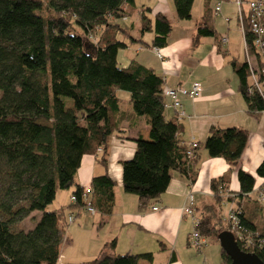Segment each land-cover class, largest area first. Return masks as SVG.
<instances>
[{
  "label": "trees",
  "instance_id": "16d2710c",
  "mask_svg": "<svg viewBox=\"0 0 264 264\" xmlns=\"http://www.w3.org/2000/svg\"><path fill=\"white\" fill-rule=\"evenodd\" d=\"M172 3L180 21L190 20L193 0ZM133 4L134 0H0V264L58 263L59 222L65 218L48 207L57 191L74 186L83 156H97L100 151V162L104 163L110 139H121L125 134L120 125L128 114L144 118L149 126L148 139H135L133 156L120 163L123 192L137 197L139 210L165 193L172 172L194 182L192 168L200 148L197 145L193 158H187L182 126L165 117L163 79L134 62L124 68L117 63V54L125 45L117 40L124 32L114 22L124 19ZM260 23L264 28V14ZM153 26L152 47L163 48L171 26L161 15H156ZM243 26L245 48L255 60L253 75L260 93L251 82L245 61H233L231 67L247 112L254 114L264 111V60L254 46L246 19ZM150 31L149 21L142 17L141 33ZM214 36L203 18L196 26L194 45L201 38ZM119 93L128 96L130 112L121 110ZM247 139V132L239 128H211L202 148L210 158L223 159L234 168ZM256 176L264 180V159ZM237 180L240 190L236 198L254 189L255 179L239 169ZM227 182L222 177L210 184L214 203L201 214L198 225L208 240L212 237L217 241L219 233L229 232L225 222L226 230L217 233L214 218L221 215L215 212L221 209ZM114 187L107 175L93 178L88 191L76 187L68 208L84 211L89 205L95 214L108 218L114 205ZM233 212L241 233L249 236L248 242H236L237 246L264 264L262 229L240 210ZM28 218L34 223L24 231L21 225ZM68 218L64 226L69 224ZM114 247L112 241L83 264L152 262L149 253L113 255ZM221 260L230 264L223 252Z\"/></svg>",
  "mask_w": 264,
  "mask_h": 264
},
{
  "label": "crops",
  "instance_id": "0c3cea01",
  "mask_svg": "<svg viewBox=\"0 0 264 264\" xmlns=\"http://www.w3.org/2000/svg\"><path fill=\"white\" fill-rule=\"evenodd\" d=\"M219 1L220 12L214 14ZM219 1L193 0L190 20L180 21L172 0H134L133 7L127 9L128 15L114 22L124 32L117 36V40L125 45L117 54L118 64L120 60L123 64L134 62L152 70L163 79V91L178 87L189 89L195 83L201 84L202 91L199 95L193 99H181L185 117L178 119L174 110L165 109L166 119L177 120L182 126L183 143L187 145L195 142L200 148L197 151L198 159L192 168L196 176L191 183L172 172L165 193L139 210L137 197L123 192L120 163L133 156L135 139H148L149 126L144 118L128 114L126 121L120 125L125 134L120 135L121 139H110L104 163L100 162V151L97 156H83L74 177V186L68 190V205L63 201L54 209H49L63 213L65 219L59 225L64 226L68 216L74 217V222L70 226L66 225L69 229L63 235L62 245H73L77 240L82 252L74 257H66L67 260L64 258L63 264L91 261L112 241L115 244L111 252L113 255L149 253L152 255L151 264H196L202 259L210 258L213 250L208 246L202 250L203 257L195 256L189 250L188 235L191 231L188 224L191 222L182 214L181 209L187 194L192 192L196 213L201 218L204 210L214 203L211 182L222 177H226L228 182L227 191L221 194L219 214L225 217L229 211L238 209L264 233V202L257 201L258 191H264V180L256 176V169L264 159V111L249 114L238 91V81L231 62L243 63L244 37L239 28L234 0ZM243 6L242 12L247 17L248 10H244ZM156 15L165 17L171 26L166 45L160 48L163 61L158 60L152 51ZM142 17L149 21L150 32L141 33ZM203 18L208 20L215 36L201 38L194 45L196 26ZM222 38L227 40L225 45L220 42ZM122 102L121 110L130 112L127 95ZM168 102L165 99V104ZM232 127L248 134L245 149L234 168L223 159L210 158L202 148L211 128ZM238 169L255 179L254 189L243 198L235 197L240 190ZM103 175L115 182L112 213L108 218L97 213L91 216L95 218L90 224L84 223L83 214L86 212L68 208L71 205L70 195L76 187L88 191L92 179ZM152 207L158 210L153 212ZM137 264L149 263L140 259Z\"/></svg>",
  "mask_w": 264,
  "mask_h": 264
},
{
  "label": "built area",
  "instance_id": "2783aa9c",
  "mask_svg": "<svg viewBox=\"0 0 264 264\" xmlns=\"http://www.w3.org/2000/svg\"><path fill=\"white\" fill-rule=\"evenodd\" d=\"M236 10L237 17L239 19V28L244 37V26L243 20L246 19L251 33L254 36V46L257 50H259L261 58L264 60V28L261 25V17L264 14V2L262 0H252L246 2V7L248 10L247 17L244 16L242 12V6L244 2L242 0H234L233 1ZM220 12V1L216 4L214 8V14H218ZM223 45L227 43L225 38H222L220 41ZM156 58L160 61H163V55L161 53L160 48L153 47L152 49ZM245 62L249 68L250 79L253 83V86L256 88L257 92H259L258 85L256 83V78L253 75L255 60L253 56H250L246 50L244 49ZM202 91L201 84L195 83L189 89L178 87L175 89H167L164 91V98L169 102L165 104V109H172L176 112L177 118L181 119L185 117L184 112L182 111L181 99H193L195 96L199 95ZM187 158L191 160L193 158V152L197 149V144L195 142H190L187 144ZM85 200V197H84ZM72 202H75V199L71 198ZM258 202H264V191H258ZM153 212H156L158 208L152 207ZM84 211L90 215H95V210L91 208L89 205L84 208ZM181 212L184 216H187L191 222V232L188 235V246L195 249L197 252H201L204 248L208 246V238L201 235L198 229V225L200 223V217L197 215L195 210V200L194 194L191 192L187 194L185 203L181 209ZM225 221L229 225V232L233 235L235 242L245 241L248 242L249 236H245L244 233H241V228L238 225L237 216L233 211H229L225 216ZM74 222L73 217L68 218V223L72 224ZM247 248V247H246Z\"/></svg>",
  "mask_w": 264,
  "mask_h": 264
},
{
  "label": "rangeland",
  "instance_id": "374dc122",
  "mask_svg": "<svg viewBox=\"0 0 264 264\" xmlns=\"http://www.w3.org/2000/svg\"><path fill=\"white\" fill-rule=\"evenodd\" d=\"M249 0H243L244 2V6L243 9L245 10L247 7L246 2H248ZM264 2V0H262ZM264 9V7H263ZM244 49H245V44H244ZM242 57V56H241ZM243 59V57H242ZM244 61H245V56H244ZM121 65V66H120ZM119 66L124 68L127 67L128 64H123V62L120 60L119 61ZM120 94V98L124 99L126 98V94L125 93H119ZM66 194V199H64V195ZM64 201V203H66V205H68V201H69V191H57L56 192V196H55V200L53 201V203L48 207V209H54L58 204L62 203ZM63 205V204H62ZM216 215H219V213L215 212ZM223 213H225V211L223 210ZM86 214V215H85ZM83 214V221L84 223H88L90 224L93 219L95 217H91L94 215H90L88 213ZM34 216L37 217V214H33ZM31 215V216H33ZM31 218V217H30ZM30 218L26 219L25 221L22 222V229L24 231H28L32 228L34 221H32ZM98 218V217H97ZM214 218L216 219V232L219 233L220 231L226 230V221H225V217L223 215H219V216H214ZM76 222V221H75ZM69 226L71 224H68ZM189 226V231H191L192 227H191V223L188 224ZM69 229L68 226H63L62 224L59 225V231L61 233V245H60V249H59V261L57 264H63V260L66 257H70V256H77L78 254H80L82 251L79 249V246L77 244V240L76 242H73V245H62L63 243V239H64V234L67 232V230ZM208 248H211L212 251V256L210 258H207L205 260H201L200 263H196V264H222V260H221V249L220 246L218 244L217 241H214L212 237H209L208 240ZM191 250V252L195 253V256H201L203 257V253L204 251H201L200 253H198L195 249L189 247ZM205 250V249H203ZM68 258H66L67 260Z\"/></svg>",
  "mask_w": 264,
  "mask_h": 264
},
{
  "label": "water",
  "instance_id": "95a60500",
  "mask_svg": "<svg viewBox=\"0 0 264 264\" xmlns=\"http://www.w3.org/2000/svg\"><path fill=\"white\" fill-rule=\"evenodd\" d=\"M217 242L221 252L229 258L230 264H263L254 254L241 251L230 232L219 233Z\"/></svg>",
  "mask_w": 264,
  "mask_h": 264
}]
</instances>
